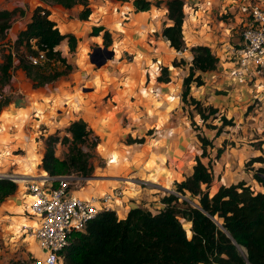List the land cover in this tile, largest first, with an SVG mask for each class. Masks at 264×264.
<instances>
[{
  "label": "rangeland",
  "instance_id": "374dc122",
  "mask_svg": "<svg viewBox=\"0 0 264 264\" xmlns=\"http://www.w3.org/2000/svg\"><path fill=\"white\" fill-rule=\"evenodd\" d=\"M150 1L152 3L150 9L157 10L160 12L158 15L162 14V16H165L163 2L158 0ZM116 2L122 3L121 1ZM36 7H44L49 14L56 6L52 4L45 5L40 1L38 2V0H0V10L16 9L10 19L9 27L0 34V63L8 54H10L12 59L9 79L6 84L0 87V101L5 103L0 110V173L7 175L15 174L16 177H32V175L37 173V170L40 169V166L37 164L29 169L27 167L28 161L32 160L29 158H34L33 160L41 158L45 149V144L53 142V138L56 139L52 144L53 153L57 150L56 147H59V158H64L69 150V143L62 141L64 137H69V134L66 132V127L70 121L77 120L78 118L84 119L87 127L92 133L85 144L80 146L82 152L87 154V165L90 168V172L86 176L80 174L72 175L82 178V181L79 182L80 184L86 183V185H91V187L95 185L96 188L104 191L106 190V192H111L109 184L112 183L114 187L120 185L122 187L120 188L121 190H126L124 196H131L133 191L129 189L131 186L130 183L125 181L111 182L103 180L130 178V182H132L133 179H145V175L148 171L155 168L152 160H156L157 158L149 157L148 153H150L151 146L145 145V142H147L150 137L153 138L155 136V126H151L153 123L157 122L160 125L158 127L160 131L167 128V125L173 127V130L176 131H181L180 128L182 127L188 130L190 134L193 131L194 142L199 148L200 155V143L196 135L208 139L207 135L212 133L213 130L210 128L220 125L219 118L221 115L216 112L202 121L194 112L192 106L189 105L188 102H182L181 99L175 106V104L170 105L169 101H166L164 96H143L141 90L146 88L147 91L148 88L152 87V84L147 86L148 75L144 71L145 80L142 79L141 83L138 85V90L135 89V84L132 81L127 80L123 82L120 72L142 69L141 60L143 56L139 55L135 50V47H137V39L134 37H126L125 34L120 31L115 30L116 33L120 35V39H118L119 36L113 35L106 49L112 50L113 53V49L117 50V57L119 56L118 60L122 63H126V66L119 69L117 73H106L104 82L95 79L93 85L91 80L87 78L89 75L84 76L82 73L85 71L86 74H89L90 69L95 67H100V69L106 68L109 71L115 69L114 66L117 59L113 60L109 58L106 63L102 61L106 56L103 45L97 52H95L96 50H91V47L87 51L85 47L84 49H76V46L73 52H69L61 41L55 49L63 53H61V55L65 58V64L69 68L53 60L39 64V67H41V70L45 73L63 71L64 74L42 86H35V82L26 77L24 72L18 67V58L27 55L30 48L23 43H17L16 36L19 31L24 29L26 23L29 22L30 16ZM81 8L80 5H75L68 9V13L62 14L66 19V21L62 22L68 23L72 20V24L76 26L80 24V20L77 19L74 21L73 14L77 15ZM90 16L91 18H89ZM90 16H88L86 20H82L90 23H81L79 25L78 29L81 35L84 31H87V29L89 30L87 27H89L91 23L99 21V19L96 21L93 14ZM114 16L120 18L118 13H115ZM160 24H162L161 19ZM103 27L105 28V26ZM66 31V29L63 30V32L68 33ZM112 32L114 33V30H112ZM89 33L90 31L87 34ZM30 43L32 44L33 41H30ZM172 56L173 58L170 60L169 64L172 66V61H175V63L178 64L177 67L168 69L167 66L160 65L167 67L168 72L177 71V68L185 67V64L188 63L189 52L183 55V59L179 53L172 52ZM144 68L147 67L145 66ZM79 71H81V79L84 81L79 82L77 86H73L75 80L72 79L70 75L75 73L76 77H78ZM187 72L188 71L185 70L183 73L184 76L187 75ZM177 73L181 75L180 71H177ZM196 74L198 73L195 72V75ZM201 81L202 83L199 86H206L202 79ZM207 82L210 83V81ZM211 84H213V87L215 86L212 94L219 96L231 94L234 101L233 106H236L231 112L233 116H237L238 113L242 114L243 112H249L257 118L256 120L260 121V126L264 127V90L263 92L262 90L260 91V89H258L259 91H255V86L251 83L240 85L242 87H238L239 85L236 84L226 85V87L218 86L216 83ZM81 85L84 86L80 88ZM191 85H195V83L190 84V96V91L192 89ZM95 86L98 93L90 92ZM262 86L264 87V84H262ZM29 87L31 90L28 89ZM56 87H59L58 91H56ZM60 87L62 89H60ZM195 87L198 86L195 85ZM235 88L239 89L235 90ZM235 91H237L239 97L242 95L241 98H236ZM148 94H152V92H148ZM201 97L202 95L199 96L200 99ZM203 97H205V95H203ZM129 98L134 100V102L130 103ZM160 101L165 102V104L159 106L161 103ZM19 103L25 104L26 107L22 110L19 108L15 110L14 107ZM200 103L204 105L202 101H200ZM247 103L249 105L244 106ZM8 104L12 105V108H7ZM115 104H117V106L113 107L112 105ZM166 104L170 107L164 108L163 106H166ZM98 106L103 107L100 108ZM104 109L105 113H103ZM110 109L112 110L110 111ZM114 111L117 112L114 114ZM60 112H62L63 115L66 112L68 114L66 117H69V119L62 118V115L58 114ZM122 115L123 117L121 118ZM125 116L129 117V121ZM105 117L108 118L107 122L109 123L106 128L102 126L103 124L101 123V120ZM114 118H116V120L110 125L111 120ZM130 119L132 120L131 122ZM227 127L222 129H227ZM247 130L250 131L252 128L248 127ZM238 131L240 133L241 130L239 129ZM213 132L215 133V130ZM23 133L26 137L22 138L20 136ZM8 134L13 136H9ZM262 134H264V130ZM109 135L113 137L111 140L112 143L108 142ZM93 137L94 139L97 138L96 142H93ZM158 138L161 139V137H157L156 140ZM164 138L166 137H163L161 140L157 141V143L163 145ZM130 140L134 142L128 143ZM137 140L141 142H137ZM209 147V145H206L205 150H208ZM207 150L204 152V155H207ZM15 154L17 156H15ZM109 155H111V157H109ZM26 159H28V161ZM110 159H113V161L108 162ZM184 161V165L187 164L191 166L194 164V161L192 163L188 158L183 160V162ZM188 166H186L185 170V166L181 165L178 170L180 174L174 172L177 182L183 180L187 176ZM255 167L264 168V163L258 166L254 164V162L247 166L243 164V170L251 174L253 170L256 169ZM70 171L72 170L70 169ZM141 181L144 182L141 183V187H144V190H142L140 194L143 193V191L147 192L146 189L148 187L146 186H151L148 184L149 181ZM174 181L175 180H172V182H170L171 192L168 193L174 192ZM14 182L17 185V190L14 194H17L19 198L16 202L17 207H14L11 203V201H13L11 197L13 196L4 199L0 203V264H30L33 258L42 256L35 239L30 234V228H27L30 225H36L38 220L28 215L26 212H22V206H20V204L23 197L22 186L25 185V182ZM212 182L208 189L209 195L216 189L215 184ZM254 182L256 181L254 180ZM254 182L252 181L251 184L255 185ZM245 185L249 187L250 183H245ZM251 190L255 191L253 189ZM168 193L163 194V196ZM145 196L147 198L139 195L140 198L136 201L130 200V202H132L134 207H142L149 210L151 213H155L163 207V204L160 202L163 196L160 199H152L147 195ZM77 197L83 200L88 199L87 196ZM123 199L125 200L126 198ZM26 202L27 204L30 202L29 196H26ZM113 210L116 215L120 214V208L113 206ZM183 223L184 221L182 220L181 224ZM184 226L189 229L190 223L189 225L184 224ZM72 238L73 234L69 237L68 244L71 242Z\"/></svg>",
  "mask_w": 264,
  "mask_h": 264
},
{
  "label": "trees",
  "instance_id": "16d2710c",
  "mask_svg": "<svg viewBox=\"0 0 264 264\" xmlns=\"http://www.w3.org/2000/svg\"><path fill=\"white\" fill-rule=\"evenodd\" d=\"M38 1L63 9L80 5L82 8L77 14L79 20H86L90 14L87 0ZM115 1L130 2L134 12L147 11L152 5L150 0ZM158 1L163 2L166 19L170 21L169 25L162 27L161 37L173 50H189L191 53L187 75L182 78L180 99L184 103L188 102L204 121L216 113L217 109L211 105H202L191 97L189 87L191 83L197 86L202 83L200 73L215 70L217 58L206 46L185 47L181 35L184 0ZM15 10H0V34L9 27ZM89 34L99 36L104 48L111 42L110 33L102 26L92 27ZM63 40L66 41L67 50L73 52L76 37L71 33H60L55 23L48 18L47 10L36 7L29 22L16 36L17 43L30 48L27 55L18 58V67L35 82V86L53 81L64 72L45 73L39 65H32L28 56L42 51L47 62L58 61L67 67L65 58L55 49ZM11 62L8 54L0 63V87L9 79ZM172 66L177 67L178 64L172 61ZM195 72L198 74L195 75ZM168 80L167 67L161 66L156 81L165 83ZM4 105L0 101V110ZM219 120L218 127L210 128L215 129L216 133L221 132L225 126H232L231 120L222 115ZM66 132L69 137L62 140L69 143L66 156H54L52 144L56 139L53 138V142L45 144L39 162L40 169L52 177L69 174L86 176L90 168L87 165V154L82 152L80 146L85 144L92 133L81 119L69 122ZM196 138L200 143V156L203 157L210 141L199 135ZM92 140L96 142L97 138L93 137ZM131 142L134 141L128 143ZM253 162L264 163V157L250 158L244 165ZM252 178L264 190V168L254 169ZM212 180L209 165L202 164L195 157L191 173L173 183L174 193H168L160 199L163 204L160 210L151 213L139 206L131 207L123 218L118 217L114 210H100L86 223L83 231L71 233V242L60 252L61 264H264V193L252 191L243 181H238L226 186L222 184L209 195ZM16 190V183L1 178L0 203L13 196ZM189 223L188 229L184 224Z\"/></svg>",
  "mask_w": 264,
  "mask_h": 264
},
{
  "label": "crops",
  "instance_id": "0c3cea01",
  "mask_svg": "<svg viewBox=\"0 0 264 264\" xmlns=\"http://www.w3.org/2000/svg\"><path fill=\"white\" fill-rule=\"evenodd\" d=\"M184 1V18L181 26V35L185 47L188 49L195 45L206 46L217 58L215 70L200 73V78L205 82L206 86L195 87V85H191L192 89L190 91V94L197 100L202 101L204 105H211L215 107L219 115H222L226 119L231 120L232 126H225L227 127V129H222L219 133H214L213 131L215 129H213L212 133H209L207 135V138L210 141V147L208 150L206 149L207 155L201 157L199 155V148L194 142L195 139L193 136V131L190 134V132L183 127L180 128L181 131H176L173 130V127H170L168 125L167 128H165L163 131H160V129L158 128L160 125L157 122L153 123L151 126H155V136L153 138L150 137L151 139L149 138L147 142H145V145L151 146L150 153H148L149 157L157 158L156 160H152L153 166L155 168L153 170H149L147 174L145 173V179H133L132 182H130V178H125L126 180L122 178L103 180L111 182L125 181L127 183H130L131 186L129 187V189L130 191H133L131 196H124V192L126 190H121L120 188L122 187L120 185L118 187H114L112 183L109 184V189H111V192H106V190L104 191L102 189L96 188L95 185L94 187H91V185L88 186L86 185V183L80 184L79 182L82 181V178L75 179L72 182L71 191L77 196H87L88 199H98L104 193L109 194V201L111 202V205L116 206V208H120V214H117V216L119 215L118 217L120 218H123L126 215L128 209L134 207L130 200L136 201L138 198H140L139 195L143 196L144 198H147L145 196L147 195L152 199H160L163 194L171 192L170 182H172V180H175L174 182H177L174 172L177 174L181 165L185 166L186 170V166L188 165H184L185 161L183 162V160H185L186 158H188L189 161L193 163L194 158L198 157L202 164L209 165L213 175L212 183L215 184L216 189L222 184L226 186L229 184H235L238 181H243L246 184L250 183L249 187L251 189L263 192V190L259 188L260 186L252 179V174L243 170V164L246 163V161H248L250 158L257 156L264 157V134H262L264 127H261L259 124L260 121L256 120L257 118L249 112H243L242 114L238 113L237 116H233L231 112L232 109L236 106H233L234 101L233 97H231V94L223 96L214 95L212 93L215 89V86L213 87V84H211L216 83V85L224 87H226V85L236 84L231 81L226 73L229 72L230 66L232 65L230 53L233 48L238 46L240 40L239 33L247 22L245 9L246 2L251 0ZM87 4L91 11L90 15L93 14L96 21L97 19H99V21L91 23V25L87 27L89 28V30L86 28L87 31H82V35L80 34L81 32L79 33V25L81 23L90 22L80 20V24H78L77 26L72 24V20H70L68 23L62 22L66 21L62 14L68 13V9H63L55 5L56 7L48 14V17L55 23V26L60 33H65L63 32V30L66 29V32L71 33L76 37V49H84L85 47L88 51V49L91 47V50H96L95 52H97V50H100V48L102 47V39L99 36H91L87 34L91 30V28L95 26H105L111 37H113V35H117L119 36L118 39H120V35L115 31L117 30L121 33H124L126 37L136 38L137 47H135V50L139 53V55L143 56L141 60V65L143 66V68L120 72V76L123 79V82L127 80L132 81L135 84V89L138 90V85L141 83L142 79L145 80V76L143 74L144 71L148 75L147 86L152 84V87L148 88L147 91L152 92V94H148L146 88H143L141 90L142 95H155L158 97L164 96L166 101H169L170 105L175 104L176 106L180 101V85L182 83V78L184 77L183 73L185 72V70H187V68H177V71H180L181 75L177 73V71H169V80L165 83L156 81L155 77L159 73L158 71H156V67L158 70L159 67H161L160 65L167 66L168 69L173 68L169 63L173 58L172 52L176 53V51L170 48L168 42L165 41L160 35L162 27L170 24V21L166 19V16H162V14L158 15V13L160 12L153 9L134 13L131 4L128 1L119 3L114 0H87ZM115 13H118L120 18L115 17ZM73 17L74 21L78 19L77 15L73 14ZM89 18H91V16ZM160 19L162 24H160ZM112 30H114V33L112 32ZM62 43L63 46L66 47V41L63 40ZM113 50L114 53L110 58H112L113 60L117 59V62L114 66L115 69L113 71H109L106 68L100 69V67H95L90 69L89 74H86L85 71L82 72L84 76L89 75V77L87 78L88 80H91L93 85L95 79H98L100 82H104V76L106 73H117L119 72V69L126 66V63H122L118 60L119 56L117 57V50ZM188 51L189 50L180 52L182 59L184 58L183 55L187 54ZM60 53L62 52L60 51ZM107 61L108 60L106 59L103 62L106 63ZM187 65L188 64L186 63V66ZM145 66L147 68H144ZM80 73L81 71H79L78 77H76L75 73L70 75L72 76V79L75 80V84L73 86H77L79 82L84 81L83 79H81L82 75ZM175 74L179 76H176ZM207 81H210V83ZM83 86L84 85H81L80 88H82ZM238 87L242 86L239 85ZM28 89L31 90L30 87ZM58 89L59 87H56V91H58ZM60 89L62 88L60 87ZM238 89L235 88V90ZM90 92L98 93L96 86ZM235 93L237 99L241 98L242 95L239 97L237 91H235ZM200 95H202L201 99L199 98ZM203 95H205V97H203ZM129 99L130 103L134 102V100H131V98ZM160 102L161 103L159 104V106L161 104H165V102L163 101ZM9 104L7 108H10L12 106ZM247 105L249 104L247 103L244 106ZM112 106L116 107L117 104ZM24 107H26L25 104L19 103L14 107V109L16 110L19 108L22 110ZM98 107L102 108L103 106ZM163 107L167 108L170 106L166 104V106L164 105ZM111 110L112 109H110V111ZM116 112L117 111H114V114ZM103 113H105V109L103 110ZM58 114L62 115V118L64 119H69V117H66L68 116L66 112L64 113V115L62 112ZM123 115L121 116V118L123 117ZM125 118H128L129 121L128 116H125ZM107 119L108 118L105 117L103 120H101V123L103 124L101 125L105 128L107 125H109ZM81 120L84 121V119ZM115 120L116 118L111 120L110 125H112ZM131 121L132 120L130 119V122ZM248 127L252 128V130L248 131ZM239 129L241 130L240 133L238 131ZM20 137L23 138L26 137V135H24L23 133ZM157 137H161V139L163 137H166L163 140V145L157 143V141L161 140L159 138L156 140ZM108 138V142H111L113 137L112 135H109ZM56 149L57 150L54 152V156L59 158L58 152L60 148L56 147ZM218 150H220V152L216 154ZM109 157H111V155H109ZM29 159H32L30 161L26 159L28 161L27 167L29 169H31L34 165L39 164L40 162V158L35 160H33L34 158ZM112 161L113 159H110L108 162ZM254 164H256L257 166L261 165V163L259 162H254ZM191 168L192 165L188 166L187 175L191 173ZM178 174H180V172ZM39 175H44V171L38 169L37 173L28 178L29 180H33L34 176ZM141 180L149 181L148 184L151 186H146L148 187L147 189L145 188L147 192L143 191V193L140 194V192L144 190V187H141V183L144 182ZM252 181L255 185L251 184ZM253 186H256L259 189H257L256 187L255 189ZM123 187L128 188L126 186ZM113 191L114 195H112ZM11 198L13 199V201H11L12 205L14 207H17L16 202L19 199L18 195L14 194ZM123 198L126 199L124 200ZM22 205L23 203L21 201L20 206Z\"/></svg>",
  "mask_w": 264,
  "mask_h": 264
},
{
  "label": "built area",
  "instance_id": "2783aa9c",
  "mask_svg": "<svg viewBox=\"0 0 264 264\" xmlns=\"http://www.w3.org/2000/svg\"><path fill=\"white\" fill-rule=\"evenodd\" d=\"M245 9L247 22L239 33L238 46L230 53L232 65L226 75L232 82L240 85L250 80L254 84L258 82L256 87H260V91L263 92L264 0L248 1ZM27 59L32 65L46 61L42 51L28 56ZM1 178L25 182L22 186L23 212L38 220L36 225L27 228H30V234L42 256L33 258L30 264H61L60 252L67 246L71 233L83 231L86 223L100 210H113L109 194L104 193L98 199L87 200L73 194L72 182L81 177L72 174L53 177L44 174L34 176L33 180L25 176L19 177V180L15 179L17 178L15 174L0 173ZM26 196L30 197L28 204L24 198Z\"/></svg>",
  "mask_w": 264,
  "mask_h": 264
},
{
  "label": "clouds",
  "instance_id": "9594fccd",
  "mask_svg": "<svg viewBox=\"0 0 264 264\" xmlns=\"http://www.w3.org/2000/svg\"><path fill=\"white\" fill-rule=\"evenodd\" d=\"M188 52H189V51H188ZM176 53H179V54H180V52H177V51H176ZM190 60H191V53L189 52V59H188V63H187L189 66H190ZM185 65H186V64H185ZM188 65H187V66H188ZM187 66H185L184 68H187V71H188V67H189V66H188V67H187ZM171 67H172V66H171ZM159 68H160V67H159ZM172 69H174V67H173ZM156 71L159 72V70L157 69V67H156ZM185 76H186V75H185ZM231 81H232V80H231ZM233 83H235V82H233ZM247 83H251V84H253V85L255 86V89H254L255 91H258L257 89H260V87H259V88L256 87V82H255V84H254V83H252V81L250 80V81H248ZM247 83H246V84H247ZM236 84H237V83H236ZM246 84H242V85H246ZM239 85H240V84H239ZM263 90H264V87H263ZM40 174H41V173H40ZM44 174L47 175V173H45V172H44ZM48 176H49V175H48ZM17 178H19V177H17ZM14 183H15V182H14ZM249 188H250V187H249ZM250 189H251V188H250ZM256 192H258V191H256ZM259 192H260V191H259ZM263 192H264V190H263ZM263 192H262V193H263ZM172 193H174V192H172Z\"/></svg>",
  "mask_w": 264,
  "mask_h": 264
},
{
  "label": "water",
  "instance_id": "95a60500",
  "mask_svg": "<svg viewBox=\"0 0 264 264\" xmlns=\"http://www.w3.org/2000/svg\"><path fill=\"white\" fill-rule=\"evenodd\" d=\"M104 50H105V52H106V56H105V58L102 60V61H104V60H106V59H109L111 56H112V54H113V52L111 51V50H106V48H104ZM104 52V53H105ZM99 65V64H98Z\"/></svg>",
  "mask_w": 264,
  "mask_h": 264
}]
</instances>
